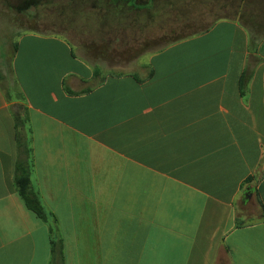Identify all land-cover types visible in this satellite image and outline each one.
Masks as SVG:
<instances>
[{"label":"crops","instance_id":"1","mask_svg":"<svg viewBox=\"0 0 264 264\" xmlns=\"http://www.w3.org/2000/svg\"><path fill=\"white\" fill-rule=\"evenodd\" d=\"M115 1L103 9L136 14L141 28L184 16L199 33L150 55L146 75H107L86 94L66 86L81 93L96 69L60 36L26 32L12 60L28 99L33 177L58 220L64 264H264V39L244 99L251 35L231 16L239 0ZM17 156L0 88V264H50L49 228L15 185ZM251 178L256 222L237 208Z\"/></svg>","mask_w":264,"mask_h":264},{"label":"rangeland","instance_id":"2","mask_svg":"<svg viewBox=\"0 0 264 264\" xmlns=\"http://www.w3.org/2000/svg\"><path fill=\"white\" fill-rule=\"evenodd\" d=\"M240 4L241 13L231 16L244 24L255 40H261L264 0H239ZM107 5L103 0H0V70L12 63L19 38L33 31L64 38L77 59L102 76L136 71L146 75L149 69L141 64L150 55L198 26L191 18L172 16L170 22L167 17H159L156 25L149 23L141 28L136 24V14L110 15L103 9ZM80 68L87 72L84 66ZM258 204L251 193L238 200L237 208L246 222H256L262 216Z\"/></svg>","mask_w":264,"mask_h":264},{"label":"trees","instance_id":"3","mask_svg":"<svg viewBox=\"0 0 264 264\" xmlns=\"http://www.w3.org/2000/svg\"><path fill=\"white\" fill-rule=\"evenodd\" d=\"M122 0H116L115 4L118 5ZM250 32V30H249ZM199 32L192 31L189 35L184 38L198 34ZM250 34V33H249ZM251 35V34H250ZM182 39H178L176 42H179ZM264 37L261 38L263 40ZM259 40V41H261ZM252 36L249 40V59L245 68V71L241 77L240 90L241 95L244 99H247L249 96V87L251 80L255 74L256 68L261 63L262 59L257 55L258 51V42ZM174 42V43H176ZM173 44V43H172ZM17 49L13 59L15 57ZM72 57L77 58L73 52ZM153 76V71L144 79L137 78L135 79L139 82H145ZM95 78L97 83L95 85L88 87L83 90L81 93H76L70 90L66 84V90L69 95L77 94H86L91 92L94 88L99 86L102 81H104L105 76L100 74V71L96 69ZM0 88L3 91L7 102L10 107L11 114L15 122V132L17 140V162L15 166V185L17 191L22 198L26 208L37 216L43 223H45L49 228L50 239H51V262L50 264H64L63 256V242L60 237H58V220L55 214L46 206L43 201L42 195L38 189L37 179L33 177L34 169V157H33V148H32V129L29 117L28 109V99L25 94L22 92L19 82L16 78V75L13 70L12 63L0 70ZM24 134V136H23ZM27 134L29 139L27 140ZM253 179L247 180L243 184V192L252 193L257 192L256 187L253 185ZM251 191V192H250ZM257 194V193H256ZM264 210V209H263ZM241 225V224H237ZM58 234V235H57Z\"/></svg>","mask_w":264,"mask_h":264}]
</instances>
